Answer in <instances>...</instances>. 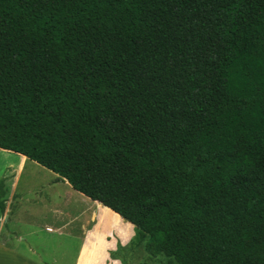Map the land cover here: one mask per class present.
<instances>
[{"label":"trees","instance_id":"1","mask_svg":"<svg viewBox=\"0 0 264 264\" xmlns=\"http://www.w3.org/2000/svg\"><path fill=\"white\" fill-rule=\"evenodd\" d=\"M0 147L151 257L264 264V0H0Z\"/></svg>","mask_w":264,"mask_h":264},{"label":"rangeland","instance_id":"2","mask_svg":"<svg viewBox=\"0 0 264 264\" xmlns=\"http://www.w3.org/2000/svg\"><path fill=\"white\" fill-rule=\"evenodd\" d=\"M13 179L10 175L2 179L8 198L11 192H15L16 184ZM5 188L0 185L1 192ZM17 191L21 194L15 202L10 201L9 206L14 214H18L19 230L33 231L34 235L31 237L36 240L34 243L43 251V258L52 264H76L83 244L82 223L87 219L89 231L83 238L88 243V251L83 254L86 258L93 257L89 263L97 264L104 257L108 263L114 259L119 264H167L170 260V257L164 254L149 256L145 249V239L141 238L135 225L105 208L95 206L93 200L72 188L59 174L35 161L28 162L18 182ZM18 203L25 206L19 207ZM93 209L99 215L94 214L92 218L90 215ZM71 215L74 216L70 220L73 223L58 230L62 225L61 218L66 219ZM98 216L100 222L115 227L105 240L100 233V249L96 248L98 238L94 232ZM117 233H120V236ZM174 263L176 264H172Z\"/></svg>","mask_w":264,"mask_h":264},{"label":"crops","instance_id":"3","mask_svg":"<svg viewBox=\"0 0 264 264\" xmlns=\"http://www.w3.org/2000/svg\"><path fill=\"white\" fill-rule=\"evenodd\" d=\"M25 158L28 157L21 153H17L15 151L0 147V182L2 181V179H6L8 175H10L14 177L13 181L16 184L15 192H11L9 198L6 197L7 191L5 188V184V189L2 192L0 191V201H3L4 204V207H0V264H52L51 262H49V260L43 258V251L34 243L36 240L31 237L32 235H34L33 231L24 232L22 230H19L20 221L18 218V214H14L9 206V202H15V199L21 194L17 191L18 182L20 181V178L28 162L31 160L28 158V161H25ZM68 184L71 185L69 182ZM96 201L97 200H93L95 206L103 208V206L98 203L99 201ZM17 206L21 207L25 205L23 203H18ZM94 214L98 213L93 209L90 217L93 218ZM61 215H64V213H61ZM73 217L74 216L71 215L69 217L70 219L61 218L60 224L62 225L58 228V230H61V228H65L66 226H70L73 223V221H70ZM96 220L98 221V224L96 225V228L94 230L98 238H96V248L100 249V233L103 239H107L108 235L111 233V230L115 227L108 226L105 225L104 222H100V216H98ZM86 222H88V219L84 223H82L83 230L81 231V239L83 244L78 254L77 260L75 261L76 264H95L92 262H88L93 257L91 258L90 256V258H86V256L83 254L88 251V243H86V239L83 238V235H86L89 231ZM47 228H49L50 230L52 229V227L50 226H47ZM117 234L118 236H120V233ZM108 262L109 261L106 260V257H104V259H100L97 264H119L116 263L118 261L114 259L112 262Z\"/></svg>","mask_w":264,"mask_h":264}]
</instances>
